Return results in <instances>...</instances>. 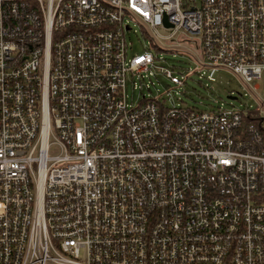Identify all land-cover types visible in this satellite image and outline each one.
<instances>
[{"label":"built area","instance_id":"obj_1","mask_svg":"<svg viewBox=\"0 0 264 264\" xmlns=\"http://www.w3.org/2000/svg\"><path fill=\"white\" fill-rule=\"evenodd\" d=\"M129 20L264 80V0H0V264H264V101L134 102Z\"/></svg>","mask_w":264,"mask_h":264},{"label":"rangeland","instance_id":"obj_2","mask_svg":"<svg viewBox=\"0 0 264 264\" xmlns=\"http://www.w3.org/2000/svg\"><path fill=\"white\" fill-rule=\"evenodd\" d=\"M131 28L125 34L128 56L151 51L162 66L171 70L173 75L182 77V84H173L169 78L159 73L145 77L141 81V87L132 89L128 83L126 91L133 96L134 102L142 97L158 96L167 104H181L187 107L200 109H212L218 106H233L239 108L250 107V110L262 100L264 101V80L250 84L243 83L238 76L224 68H218L214 72V81L207 80L209 69H205L197 60L199 50L191 37L185 31H172L164 27H157L155 31L149 29V36L142 32L135 21L129 20ZM154 38L156 46L150 44ZM203 72V73H202ZM203 75V76H202ZM137 84L140 85L137 78ZM148 86V89L145 87ZM240 93L236 100L228 99V95ZM261 101V102H262ZM264 117V111L262 113ZM51 150H54L52 147ZM50 150V151H51Z\"/></svg>","mask_w":264,"mask_h":264},{"label":"trees","instance_id":"obj_3","mask_svg":"<svg viewBox=\"0 0 264 264\" xmlns=\"http://www.w3.org/2000/svg\"><path fill=\"white\" fill-rule=\"evenodd\" d=\"M252 114H253V111L252 112H249L248 114H245L244 115V122L245 123H248V122H251L252 119H253L257 124H259L260 118H253L252 117Z\"/></svg>","mask_w":264,"mask_h":264},{"label":"water","instance_id":"obj_4","mask_svg":"<svg viewBox=\"0 0 264 264\" xmlns=\"http://www.w3.org/2000/svg\"><path fill=\"white\" fill-rule=\"evenodd\" d=\"M163 21H164V25L166 27H172V25L170 23H168L167 17L164 16ZM239 95H240V93H237V94H234V95H228L227 98L231 99V100H236Z\"/></svg>","mask_w":264,"mask_h":264}]
</instances>
